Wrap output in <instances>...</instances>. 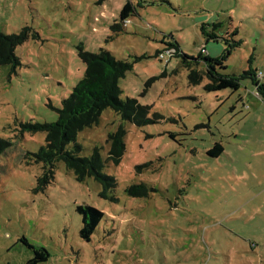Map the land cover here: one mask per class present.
<instances>
[{"label": "rangeland", "instance_id": "rangeland-1", "mask_svg": "<svg viewBox=\"0 0 264 264\" xmlns=\"http://www.w3.org/2000/svg\"><path fill=\"white\" fill-rule=\"evenodd\" d=\"M126 1L0 0V31L28 35L15 48L20 64L0 65V138L11 142L0 155V264H25L44 251L38 264H264V101L248 77L236 91H207L205 77L191 84L181 59L164 50L176 42L196 57L201 23L220 21L240 41L221 72L252 68L264 84V0H130L115 33ZM205 46L211 57L224 49ZM80 48L131 64L118 81L121 98L149 107L154 119L136 126L108 108L78 133L79 155L98 148L103 172L115 179L106 197L61 161L39 189L41 165L25 157L45 135L23 125L56 120L83 77ZM119 125L125 150L114 163L107 136ZM215 143L223 151L211 157ZM132 184L146 193L128 194ZM77 205L104 213L89 240Z\"/></svg>", "mask_w": 264, "mask_h": 264}, {"label": "trees", "instance_id": "trees-1", "mask_svg": "<svg viewBox=\"0 0 264 264\" xmlns=\"http://www.w3.org/2000/svg\"><path fill=\"white\" fill-rule=\"evenodd\" d=\"M130 12L131 2L128 0L120 10L119 21L112 24V31L121 32ZM222 27L220 21L201 23L200 32L205 41L196 57L182 53L176 42L168 44L164 50L168 52L169 58L179 57L181 59V63L188 69V80L191 84H197L205 77L207 82L204 89L207 91L226 88L236 91L241 79L248 77L257 95L264 101V84L258 81L256 70L248 68L238 76L221 72L226 67L227 57L236 47L240 46V41L233 39L237 31L229 33L225 30L223 32ZM27 37L24 30L18 34H5L0 31V65H8L13 70L16 65L20 64L15 48ZM209 41L223 43L224 49L220 55L211 57L203 53L206 50L205 44ZM171 50L173 51L169 52ZM161 53L157 52L156 56ZM78 56L85 65L83 77L72 87L68 96L62 99L61 106L56 109V120L23 125V128L31 133L42 132L45 135L44 145H41L35 153H27L25 157L41 165L42 173L37 179L39 189L44 188L52 180L54 164L61 161L66 169L73 172L77 180L93 178L102 187L101 195L106 197L105 193L114 187L115 179L103 172L105 162L98 148H93L88 156L79 155L81 145L77 142L78 133L97 124L102 112L108 108L118 114L122 120L129 121L136 126L154 122V119L148 117L149 107L139 104L131 97L121 98L118 81L131 69V64L115 59L106 50L93 53L80 48ZM124 136L125 130L122 125L107 136L109 142L107 158L114 163L120 161L125 150ZM10 146V141L0 138V155ZM222 151V145L215 143L207 154L217 157ZM125 191L130 195H139L145 194L146 188L143 184H132ZM76 211L81 216L80 235L89 240L104 213L90 205H77ZM47 258L48 253L45 251L44 255L35 253V256L25 264H38L46 261Z\"/></svg>", "mask_w": 264, "mask_h": 264}, {"label": "built area", "instance_id": "built-area-1", "mask_svg": "<svg viewBox=\"0 0 264 264\" xmlns=\"http://www.w3.org/2000/svg\"><path fill=\"white\" fill-rule=\"evenodd\" d=\"M162 56V54H160V57Z\"/></svg>", "mask_w": 264, "mask_h": 264}]
</instances>
